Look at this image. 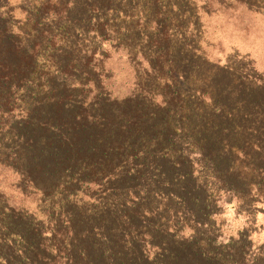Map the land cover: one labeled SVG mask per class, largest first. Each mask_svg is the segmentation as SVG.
<instances>
[{
	"label": "trees",
	"instance_id": "obj_1",
	"mask_svg": "<svg viewBox=\"0 0 264 264\" xmlns=\"http://www.w3.org/2000/svg\"><path fill=\"white\" fill-rule=\"evenodd\" d=\"M236 7L0 0V264H264L217 240L264 205V75L208 37Z\"/></svg>",
	"mask_w": 264,
	"mask_h": 264
},
{
	"label": "rangeland",
	"instance_id": "obj_2",
	"mask_svg": "<svg viewBox=\"0 0 264 264\" xmlns=\"http://www.w3.org/2000/svg\"><path fill=\"white\" fill-rule=\"evenodd\" d=\"M229 14L209 21L208 37L215 43L212 52L215 54L218 50L215 57H225L232 51L239 56L246 55L252 60L254 69L264 75V14L244 7H236ZM115 79L117 83L123 81V73L118 71ZM117 88L120 92L125 90L121 85ZM222 210L223 233L217 240L221 238L222 243H227L229 235L234 236L240 230L249 238L247 254L252 256L264 249V205L257 203L255 209H247L238 201L222 205Z\"/></svg>",
	"mask_w": 264,
	"mask_h": 264
}]
</instances>
